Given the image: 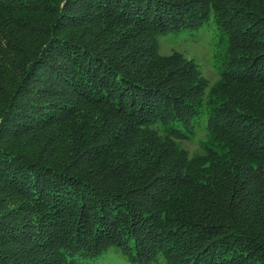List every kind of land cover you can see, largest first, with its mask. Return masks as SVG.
<instances>
[{"label":"trees","instance_id":"obj_1","mask_svg":"<svg viewBox=\"0 0 264 264\" xmlns=\"http://www.w3.org/2000/svg\"><path fill=\"white\" fill-rule=\"evenodd\" d=\"M210 19L212 82L158 49ZM112 247L264 264V0H0V264Z\"/></svg>","mask_w":264,"mask_h":264},{"label":"rangeland","instance_id":"obj_2","mask_svg":"<svg viewBox=\"0 0 264 264\" xmlns=\"http://www.w3.org/2000/svg\"><path fill=\"white\" fill-rule=\"evenodd\" d=\"M216 40L221 42L214 29L213 20L210 19L197 29L171 30L160 35L158 37V49L160 54H170L176 51L182 53L185 57L194 58L201 67L204 76L212 82L217 78V64L212 57ZM181 144L190 154L199 152V144L194 140H184ZM97 264L131 263L112 247L104 253V256L99 258ZM157 264H164V262L160 260Z\"/></svg>","mask_w":264,"mask_h":264}]
</instances>
